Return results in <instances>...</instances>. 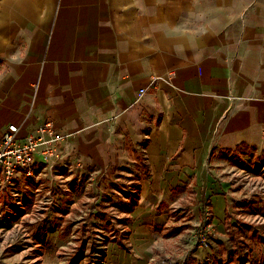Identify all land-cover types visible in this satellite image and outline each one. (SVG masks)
I'll return each mask as SVG.
<instances>
[{
  "label": "crops",
  "instance_id": "obj_1",
  "mask_svg": "<svg viewBox=\"0 0 264 264\" xmlns=\"http://www.w3.org/2000/svg\"><path fill=\"white\" fill-rule=\"evenodd\" d=\"M151 80L142 97L157 112L146 129L148 177L136 204L120 207L131 249L113 242L106 264H148L155 234L174 223L177 190L209 196L223 222L231 184L215 176L236 158L264 169V0H0V136L27 114L21 138L51 121L65 135L62 161L108 174L121 164L111 146L126 136L130 149L141 137V117L128 107ZM102 176L93 182L99 200L109 193L103 182L98 191ZM85 203L72 199L63 216L51 210L21 246L30 263L18 252L7 264H58L71 211ZM43 241L31 258L27 248Z\"/></svg>",
  "mask_w": 264,
  "mask_h": 264
},
{
  "label": "rangeland",
  "instance_id": "obj_2",
  "mask_svg": "<svg viewBox=\"0 0 264 264\" xmlns=\"http://www.w3.org/2000/svg\"><path fill=\"white\" fill-rule=\"evenodd\" d=\"M113 146H111L113 151L111 153L113 159H117L118 155L116 154L118 153L113 149ZM231 162V169L230 167L228 169L226 168L215 176L218 182L220 180L219 178H226L231 184L229 190L232 192L228 193L227 199L228 214L224 221L221 222L214 219L211 209V199L206 194L204 195L201 192L200 195V192L195 191L191 185H187V187H184L180 191L177 190L173 194L175 195L173 197L174 200L171 201V203L176 202L177 208L176 211L170 213L174 223H171L166 231L164 230L163 232L155 234L156 241L152 246V256L148 264H264V169L262 165L257 164L259 160L256 161V159L254 162L246 157L243 159L236 158ZM74 178V175L71 176V179ZM97 178H94L93 182ZM124 179L125 177L122 176L120 181L121 195L119 199L121 202L117 198L114 200H118L120 207L123 206L126 208L128 207L127 205L131 195L139 199L140 188L137 186V194H130L127 191V187L123 184ZM102 182L105 183L103 187L108 192L112 191L111 189L114 187L110 182L106 183L105 175H103L99 178L98 182L99 192L102 190L100 186ZM88 184L91 183L88 182ZM107 186L108 188H106ZM134 187L136 188V186ZM79 191L72 192V199L80 197L82 192ZM106 192L101 200L96 197L98 204H101L102 201H107L104 200L107 196L108 200L113 201L112 194L109 192V195H107ZM92 193L97 194L94 188ZM89 196L90 194L83 198L90 200ZM87 204H81L80 212L76 213L71 211L72 214L74 213L73 215L71 214L73 221H71L70 228L73 227L69 229L72 233H70L68 240L64 244L65 247L62 249L58 247V250L62 252L58 257V264H69L74 257L78 258L83 256L84 247L85 249H90L91 247V240L87 238L91 234L89 228L97 225L94 217L99 213L94 214L92 217L94 219L89 217V215H82L84 214L85 207L88 206ZM122 210L119 211L120 215L124 213ZM207 212L210 213L209 220L204 224L203 218L207 216ZM63 213L60 212L59 214L63 216ZM110 218L103 215L102 219L104 220H100V226H102L100 230L103 233H108L106 239L107 241L110 240L107 248L113 242L117 240L121 241L119 237L124 231L125 240H128L130 243V233L128 234L130 230L127 217L112 222ZM20 220V218L15 220L13 229L9 234L4 229L11 227L13 222L8 226H4V229H0V264H7L13 261V259L9 260V257L18 252H23L21 251V246L26 244L25 242H27L28 236H30L29 234L35 236V232L38 230L41 231V228L45 225L44 223L37 225L36 222L32 224H25L29 222L21 224L19 222ZM27 226H30L32 230L35 229L30 233V229H24ZM1 227L2 225H0ZM86 229L89 230L84 233ZM104 230H109V232H105ZM201 235L205 237L204 242L200 241ZM44 242L41 245L27 248V251L33 254L31 258H36V253L39 255L38 249L41 246L43 247ZM94 243L96 242L94 241ZM36 249L37 251L35 252ZM126 250L128 249L126 248ZM64 252H68L66 263L62 262ZM23 254L24 252L22 253L20 263L30 257V255L23 256ZM70 256H72V259L68 263V257ZM25 262L30 263L29 260ZM32 262L35 264V261Z\"/></svg>",
  "mask_w": 264,
  "mask_h": 264
},
{
  "label": "built area",
  "instance_id": "obj_3",
  "mask_svg": "<svg viewBox=\"0 0 264 264\" xmlns=\"http://www.w3.org/2000/svg\"><path fill=\"white\" fill-rule=\"evenodd\" d=\"M153 85L154 81L151 80L147 86L139 88L137 99L128 107V111L136 112L141 117L143 124L141 137L131 145L130 149L127 147L126 136L114 144L113 149L117 151L118 154L116 155L121 159V164H111L108 174H103L104 170L97 168L93 163L88 164L90 166L88 168L81 161H77V163H72L69 160L62 161L59 155L61 149L58 144L65 135L57 133L51 121L38 123L35 129L23 138L18 133L22 124L28 120L29 114L20 123H9L0 136V223L3 224L0 229L5 228L7 220L12 222L16 217L21 219L19 221L21 224L36 222L37 225H41L46 222L45 225H48L46 219L50 211L62 212L63 208L71 205L73 191L80 190L79 192H82L80 196H88L90 189H93L94 178L99 173L105 175L106 183H118L120 186L121 178L124 176L125 181H123L125 183L123 182V184L127 187V191L130 194H137V186H140L141 181L148 177L149 172L146 154L149 136L146 129L149 127L151 119L157 116L156 111L151 110L149 106L143 103L142 97L147 89ZM36 154L40 155L39 163L41 165L36 161ZM83 168L86 170L83 171ZM73 175L75 178L71 179ZM120 186L116 184L111 189L112 191H109L113 200L114 198L119 199L121 195ZM89 199L86 200L88 206L85 207L82 215H89L92 218L94 214L99 213L94 217L97 225L89 228L91 234L87 238L91 240V247L90 249L84 247V254L77 258V262H81V264H106L107 245L110 240L107 241L106 239L108 233H103L100 230L102 229L100 220H104L102 216L106 214L107 218L111 217V222L119 221L126 217V213L124 211L123 215H120L118 200L115 202L108 200V196L104 199L107 201H102L104 206L98 204L96 195L93 193ZM26 201L30 203L28 211H24V202ZM119 201L121 202L120 199ZM20 212L22 215L19 216ZM209 215L210 213L207 212V216L203 218L204 224L209 220ZM66 223L67 220L59 222V228H64ZM13 225L14 222L11 227L4 229L7 234L11 233ZM24 229H30V226ZM89 229H86L84 233ZM33 230L31 228L30 233ZM104 231L109 232V230ZM124 236L125 231L119 239L127 249H131L129 241L125 240ZM200 241L204 242L205 237L201 235ZM63 247L65 246L63 245L59 249ZM67 253H63V263L67 262ZM68 259L69 263L72 256Z\"/></svg>",
  "mask_w": 264,
  "mask_h": 264
},
{
  "label": "trees",
  "instance_id": "obj_4",
  "mask_svg": "<svg viewBox=\"0 0 264 264\" xmlns=\"http://www.w3.org/2000/svg\"><path fill=\"white\" fill-rule=\"evenodd\" d=\"M114 186H116V185L114 184ZM137 200H138V198H136V196H132V195H131V197H130V201H129L128 205H127L128 207L124 208V207L122 206L121 209H124L125 211L128 212V211L131 209V207H132L133 205L136 204ZM131 201H132V202H131ZM104 216L106 217L107 215L104 214ZM116 243H117L120 247H122L123 249H125V246H124V244H123L121 241L117 240ZM78 258H79V257H78ZM77 263H78V262H77V258H75V259H73L72 262H70L69 264H77Z\"/></svg>",
  "mask_w": 264,
  "mask_h": 264
}]
</instances>
